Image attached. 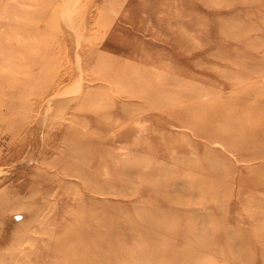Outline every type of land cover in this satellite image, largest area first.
<instances>
[{
  "label": "rangeland",
  "instance_id": "374dc122",
  "mask_svg": "<svg viewBox=\"0 0 264 264\" xmlns=\"http://www.w3.org/2000/svg\"><path fill=\"white\" fill-rule=\"evenodd\" d=\"M0 264H264V0H0Z\"/></svg>",
  "mask_w": 264,
  "mask_h": 264
}]
</instances>
